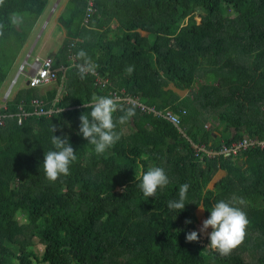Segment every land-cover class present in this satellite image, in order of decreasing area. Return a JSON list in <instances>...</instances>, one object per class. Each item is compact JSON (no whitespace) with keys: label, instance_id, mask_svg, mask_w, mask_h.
<instances>
[{"label":"trees","instance_id":"1","mask_svg":"<svg viewBox=\"0 0 264 264\" xmlns=\"http://www.w3.org/2000/svg\"><path fill=\"white\" fill-rule=\"evenodd\" d=\"M50 1L5 0L0 6V92L7 77L2 62L13 60L7 50L24 44ZM86 3L69 0L60 17L66 37L55 66L67 67L59 103L65 109L22 123L11 118L0 127V264H264V150L201 160L189 141L220 144V126L235 131L226 142L264 134V0H98L88 20ZM12 13L23 23L12 25ZM81 49L98 65L95 76L81 79L74 67ZM106 77L126 88L131 100L120 103L135 104L136 114L117 126L120 141L97 155L79 133L80 116L90 112L84 103L93 94L110 96L100 88ZM170 83L191 97H181ZM37 95L34 88L21 89L2 105L0 94V112ZM170 113L182 117L186 136L164 116ZM215 121L218 126L206 127ZM54 134L69 137L78 159L70 175L50 182L43 160L54 150ZM157 166L170 182L145 197L136 176ZM219 168L226 175L211 188ZM185 183L186 207L176 213L168 202L179 198ZM233 197L245 200L235 206L250 221L240 246L221 256L208 247L209 238L208 245L186 240L196 229L197 204L209 217L216 202Z\"/></svg>","mask_w":264,"mask_h":264},{"label":"clouds","instance_id":"2","mask_svg":"<svg viewBox=\"0 0 264 264\" xmlns=\"http://www.w3.org/2000/svg\"><path fill=\"white\" fill-rule=\"evenodd\" d=\"M4 2L5 0H0V6H2ZM9 20L12 25L16 26L23 23V16L19 13H12ZM3 28L4 25L0 24V36H3ZM40 58L42 60L45 59V57ZM76 60L80 62L75 63L74 67L77 69L81 79L87 78L89 74L93 76L96 75L98 65L93 62L92 58L85 50L81 49L76 53ZM32 63L26 60L25 63H23L25 64V66L22 67V64V68L20 67L21 71H25L27 73L26 86L18 89L16 92H14V94H12L13 91H11V87L8 93L3 94L2 105H4V101L9 99L12 100L17 92L21 89L34 88L39 92V95L34 96L29 100L22 99L21 102L17 105L15 111H9V108H6V111L0 112V116L4 120V123L0 124V127H6L8 121L11 118H17L19 122V117L15 113L20 105H23L24 108L33 111L36 108L33 104L34 99H38L40 101L39 109L41 107H44L45 110L52 111L42 114L33 113L31 115H28L24 119H27L28 117L34 115L52 116L65 109L59 106V103L65 93L64 83L67 67L64 71H62L60 69L61 66H55V61L53 60L52 67L54 70L57 69L58 78L51 81L42 80L38 81L37 84H32L31 72L29 71V66ZM26 68H28V71H26ZM133 71V66H129L126 68V72L129 75H131ZM106 78L110 80L109 77ZM43 87H47V89H39ZM122 88H116L113 87L112 84H110V86L106 88L110 96L93 94L91 96L90 103H84V106L91 110L88 114L84 113L80 116L81 123L79 133L83 136L84 139L88 141L89 144L94 146V151L97 155L105 154L108 150L115 146L117 142L120 141L121 133L117 131V126L126 124L130 120V118L134 117L136 114L135 104L125 108L123 104L120 103L122 101H118L117 99L113 98L112 94L110 93L111 89L118 90ZM51 90H56V93L53 98L49 100L47 98V93ZM118 111L121 112L122 115H120L118 118H115L114 114ZM24 119L19 123H22ZM206 127H208L207 124ZM52 131L54 133L57 131L55 125L53 126ZM223 141L225 140L222 139L220 142L222 143ZM210 142L211 141L207 143ZM51 143L54 146V150L45 152L43 169L46 174V178L50 182H56L58 179H60L61 176L70 175V166L78 159V157L76 155V150L71 145L69 137L67 135L57 136L54 134L51 137ZM211 143L216 147L220 146L221 144H215L213 142ZM244 153L240 154L239 156L243 155ZM239 156L233 158H237ZM136 178L139 180V186L142 190L143 195L149 198L155 197L157 190L165 188L170 182L165 170L162 167L158 166L150 167L140 177L136 176ZM189 187L190 185L187 183L180 186L179 198L177 200H171L168 202V208L170 210L178 213L185 209ZM245 203L246 202L243 198L238 197H233L230 201L219 200L212 206L209 217H207L206 212L205 214L203 213V215L207 219L203 220L201 231L207 232L209 228H211L212 231L208 233V237L206 238V240L208 238L210 239L209 245L208 243H201L207 244L208 247L218 252L221 256L230 255L238 246H240L246 238V231L250 221L247 217L246 212L241 207H237L235 205H244ZM197 205L202 211L205 210V206L202 203ZM186 223H191V221L188 220L186 221ZM199 239L200 234L197 231H192L186 235V240L188 242H198Z\"/></svg>","mask_w":264,"mask_h":264},{"label":"built area","instance_id":"3","mask_svg":"<svg viewBox=\"0 0 264 264\" xmlns=\"http://www.w3.org/2000/svg\"><path fill=\"white\" fill-rule=\"evenodd\" d=\"M95 0H90L89 5L87 7V14H86V20L90 17L91 13L95 9ZM27 63V62H26ZM28 64V63H27ZM25 66V64L22 65V67ZM53 59L48 57L42 60L40 57H36L35 61L30 64L29 71L31 72V78H32V84H37L38 81H51L56 80L58 78V72L57 69H53ZM21 67V68H22ZM60 69L64 71L66 69V66H61ZM100 87L103 89H106L110 86V80L108 78H102L99 80ZM110 93L112 94L113 98L117 99L118 101H125V100H131V96H129L127 93L126 88L118 89V90H110ZM33 104L35 105V109L32 111L30 109L24 108L23 105H20L18 110L16 111V115L19 117V122H21L25 117L28 115H31L33 113L42 114L47 111L44 109V107L40 106V101L38 99L33 100ZM184 112L186 110L184 109ZM13 115V114H11ZM168 116L167 118L172 121L177 128L185 135V132L182 128V117L175 116L173 114L164 115ZM4 120L0 116V124H3ZM262 125L264 128V105L262 106ZM186 136V135H185ZM190 143L192 144L193 151L195 152V155L199 157L201 160L206 159H219L220 157L223 158H233L236 156H239L240 154L244 152H248L252 149H260L264 150V134L263 135H250L248 133H244L242 137L234 139L230 142L223 141L220 146L216 147L211 142L205 143V142H194L191 139H189Z\"/></svg>","mask_w":264,"mask_h":264},{"label":"rangeland","instance_id":"4","mask_svg":"<svg viewBox=\"0 0 264 264\" xmlns=\"http://www.w3.org/2000/svg\"><path fill=\"white\" fill-rule=\"evenodd\" d=\"M58 2H59V0H51L50 1L49 5L47 6V8L45 10V13L42 15V17L39 21V25L37 26V28L34 31H32V33L29 35V37H27V39L25 40V42H28V45H25V42H24V44L21 47H12V48H9L7 50L8 53L6 54L5 57L9 58V56H13V60H12V64L10 66H8V63L2 62L3 67L5 69H7L6 70L7 71V77H6L5 82L2 85V88H1L2 91L0 92L1 95L4 93H8L10 91L11 87H12L11 91H13L12 94H14V92H16L18 89L26 86L27 73L25 71L20 70L21 65L23 63H25L26 60L28 62L32 63L35 61L37 56H40L42 58H44V57L46 58V57H50L48 55H52V54L55 55V51H56L55 49L44 47V44L47 41L46 40L47 32L49 31L50 26L53 24V21L49 24V26L45 32L43 30L46 28L47 24L49 23V18L51 17V16H49L50 10L52 8L54 9ZM197 19L200 21L201 17L197 16ZM43 24H45V25L41 28V26ZM57 27H58V31L60 32V34L63 35L64 27H63L62 23L60 22V19L58 20ZM144 34H147V33L144 32ZM151 37H153V39H154L153 35ZM26 71H28V68H26ZM39 89L44 90V89H47V87H43V88H39ZM182 94H184V96L189 95L191 97L190 91L189 92L188 91H186V92L182 91ZM128 131H129V128L127 126H125V128H124L125 134H128ZM205 219H207V218L203 215V211L199 210L198 221L196 223L195 231H197L200 234V239H201L202 243H207L206 238L208 237V233H210L212 231L211 228H209L207 230V232L201 231L202 222ZM38 248H39V252H41V250L44 249L43 244L40 243L38 245ZM255 254H257V252H255ZM245 256L247 259L254 261V257L251 253L246 252Z\"/></svg>","mask_w":264,"mask_h":264},{"label":"crops","instance_id":"5","mask_svg":"<svg viewBox=\"0 0 264 264\" xmlns=\"http://www.w3.org/2000/svg\"><path fill=\"white\" fill-rule=\"evenodd\" d=\"M69 0H59V2L57 3V5L55 6V8L51 9L50 10V14L49 16H51L49 18V23L47 24L46 28L43 30L44 32L46 31V29L48 28L49 24L53 21V24L50 26L49 28V31L47 32V35H46V42L44 44V47H48V48H53L55 49V55L52 54V55H48L50 57L53 58V60L55 61L58 56V52L59 50L61 49L64 41H65V37H66V30L64 28V33L63 35L60 34V32L58 31V20L60 19L61 17V14L63 13V11L65 10V7H66V4L68 3ZM89 1L90 0H87V3H86V8H85V12H87V7L89 5ZM97 1L98 0H95V7L97 6ZM61 2V3H60ZM59 11V12H58ZM46 24V23H45ZM43 24L41 26V28L45 25ZM39 25V24H38ZM113 25V24H112ZM144 32L146 31H142V33L144 34ZM144 35H148V34H144ZM25 45H28V42H25ZM24 45V46H25ZM23 46V47H24ZM59 66H62V65H59ZM176 85L174 83H170L169 87L172 88L174 91H176L177 93H179L181 95V97L184 96V94H182V90L180 89H177V87H175ZM188 91V90H186ZM185 91V92H186ZM189 92V91H188ZM219 122L215 121V122H209L207 123L208 127L210 126H218ZM234 130L233 129H229V130H226L225 127L223 126H220L218 127L216 130H215V133L218 135V136H222L223 137L220 139V141L222 139H224L226 136L230 135L229 133H232L234 134ZM213 142V141H211ZM214 143V142H213ZM240 157V156H239ZM240 162L242 164H244L245 162V157H241L240 158ZM246 166V165H245ZM226 175V170L225 169H222V168H219L217 170V172L215 173V176L213 177V179L211 180V183L209 184L210 186L209 187H214L215 184L222 178Z\"/></svg>","mask_w":264,"mask_h":264},{"label":"water","instance_id":"6","mask_svg":"<svg viewBox=\"0 0 264 264\" xmlns=\"http://www.w3.org/2000/svg\"><path fill=\"white\" fill-rule=\"evenodd\" d=\"M146 33L149 35V32L146 31ZM174 84H175V83H174ZM175 85H176V84H175ZM175 87H177V89H180V90H182V91H184V92L187 90V89H182V88L178 87L177 85H176ZM199 210H201L200 207L197 209L198 214H199ZM203 213L205 214V210H203Z\"/></svg>","mask_w":264,"mask_h":264}]
</instances>
